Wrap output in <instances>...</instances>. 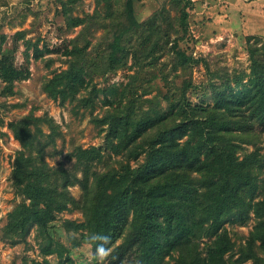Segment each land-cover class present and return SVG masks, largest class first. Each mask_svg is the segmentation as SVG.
<instances>
[{"label": "trees", "instance_id": "16d2710c", "mask_svg": "<svg viewBox=\"0 0 264 264\" xmlns=\"http://www.w3.org/2000/svg\"><path fill=\"white\" fill-rule=\"evenodd\" d=\"M131 8L132 1L125 0L131 21L127 31L140 29L138 44L133 47L123 42L127 31L115 33L105 67L122 61L130 50L139 64L140 56H150L149 62L153 59L157 39L150 38L155 34L153 24L158 25L156 17L146 25L133 17ZM186 16L182 10V23ZM81 20L75 17L73 24ZM163 35L168 32L157 37ZM248 48L246 77L225 75L218 85L213 84L211 106L190 104L182 90L165 96L168 112L143 110L133 117L129 101L112 114L107 146L128 157L118 167L102 171L91 167L101 155L98 146L76 147L70 153L75 158L73 168L49 165L39 140L43 131L30 127V120L39 117L30 114L11 121L24 148L17 151L12 167L17 190L24 198L8 213L5 233L22 236L33 225L45 232L56 213L70 202L82 210L83 220L67 219L64 224L82 232L94 255L101 256L104 253L99 250H106L108 264H232L226 254L234 242L225 222H244L252 211L256 223L237 261L264 264V255L254 250L264 252V197L253 200L254 169L264 166V158L256 149L237 154L235 139L252 131L254 125L264 129V42ZM67 53V67L47 78L43 89L52 98H80L84 106H91L93 96L78 93L86 89L94 93L90 79L101 64L79 45ZM7 70L15 76L20 69L9 64L3 68L5 87L11 91L14 78ZM131 158L134 164L129 163ZM75 183L82 189L78 200L67 190ZM203 236L209 240L201 247ZM42 249L52 251L45 245ZM55 251L60 256L57 264H76L68 254L62 255V249Z\"/></svg>", "mask_w": 264, "mask_h": 264}, {"label": "rangeland", "instance_id": "374dc122", "mask_svg": "<svg viewBox=\"0 0 264 264\" xmlns=\"http://www.w3.org/2000/svg\"><path fill=\"white\" fill-rule=\"evenodd\" d=\"M131 1L138 22L147 25L149 18L156 17L158 25L153 24L155 34L150 38L157 39L153 59L149 62L150 56L140 53L139 64L130 50L122 61L105 67L113 35L127 31L131 24L125 0H0V264H57L60 256L56 249H62V255L68 254L76 264H108L104 254L92 253L82 232L64 224L67 219L83 220L82 210L70 202L56 213L45 232L33 225L22 236L5 233L8 213L24 198L12 176L15 155L24 148L10 127L11 121L30 114L39 117L35 122L30 120V127L38 126L43 131L39 140L49 165L73 168L75 158L70 153L76 147L98 146L101 155L91 167L100 171L118 167L128 157L107 146L106 131L112 114L123 110L129 101L133 117L143 110L168 112L165 96L182 90L190 104L211 106L213 84L218 85L225 75L246 77L251 53L248 46L264 42V0ZM182 10L187 12L184 23L180 21ZM75 17L82 20L73 24ZM164 32L168 35L159 39L157 35ZM139 35L140 29L129 30L123 42L134 47ZM73 45L83 47L101 64L90 79L94 93L87 89L78 93L91 94V106H84L80 98H52L43 89L47 78L67 67V51ZM7 64L20 69L15 76L10 69L6 72L14 78L11 91L5 87L3 75ZM235 139L239 144L237 154L256 149L264 158V129L260 126L254 125L252 131ZM134 161L129 159L131 164ZM254 173L256 200L264 197V166H256ZM67 190L77 200L82 196L77 183ZM255 223L252 211L244 222H225L234 242V248L226 254L232 264H252L251 259L237 260ZM208 240L201 237L200 246ZM44 245L52 251L44 252ZM254 250L264 255L263 250Z\"/></svg>", "mask_w": 264, "mask_h": 264}, {"label": "clouds", "instance_id": "9594fccd", "mask_svg": "<svg viewBox=\"0 0 264 264\" xmlns=\"http://www.w3.org/2000/svg\"><path fill=\"white\" fill-rule=\"evenodd\" d=\"M99 251H100V252H103L105 256L107 255V251H106V250H104V249H100ZM101 258H103V257H101Z\"/></svg>", "mask_w": 264, "mask_h": 264}]
</instances>
